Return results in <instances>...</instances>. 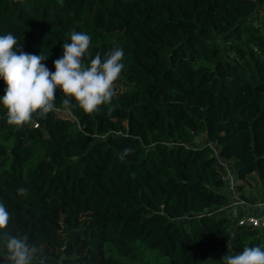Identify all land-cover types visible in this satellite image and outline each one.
Returning a JSON list of instances; mask_svg holds the SVG:
<instances>
[{"label": "trees", "instance_id": "16d2710c", "mask_svg": "<svg viewBox=\"0 0 264 264\" xmlns=\"http://www.w3.org/2000/svg\"><path fill=\"white\" fill-rule=\"evenodd\" d=\"M72 32L91 37L86 64L121 48L125 68L93 113L66 109L57 89L46 118L11 126L0 104V257L4 233L45 264H147L144 252L222 264L264 250V228L226 207L225 166L242 201L264 196V0H0V36L53 72Z\"/></svg>", "mask_w": 264, "mask_h": 264}, {"label": "clouds", "instance_id": "9594fccd", "mask_svg": "<svg viewBox=\"0 0 264 264\" xmlns=\"http://www.w3.org/2000/svg\"><path fill=\"white\" fill-rule=\"evenodd\" d=\"M70 41L62 44L63 54L53 61V72L43 63L48 55L24 52L22 44L16 47L17 39L11 33L0 36V79L7 86L0 104L7 110L8 125L23 126L31 122L34 115L46 118L54 111L57 89L63 94V107L69 110L78 106L85 113H93L112 101L114 85L125 68L123 49L113 48L103 59L97 52L94 58L88 57L86 64L91 37L83 32H72ZM130 152L125 149L120 158ZM9 220V212L0 204V230L7 228ZM3 240L0 259L4 264H33L37 260L45 264V259L39 256L40 249L30 246L26 236L4 233ZM222 264H264V250L260 246H245L242 252L224 255Z\"/></svg>", "mask_w": 264, "mask_h": 264}, {"label": "crops", "instance_id": "0c3cea01", "mask_svg": "<svg viewBox=\"0 0 264 264\" xmlns=\"http://www.w3.org/2000/svg\"><path fill=\"white\" fill-rule=\"evenodd\" d=\"M227 189L231 195L229 212L234 215V218L245 217L248 214H254V215H258V216L263 214L262 210L256 206V203L255 204H248V203L242 201L237 195H235L232 191V187H231V184L229 183V180L227 181ZM260 197H262V195H260ZM236 199L241 200V201H239V202L235 201ZM236 216H238V217H236Z\"/></svg>", "mask_w": 264, "mask_h": 264}, {"label": "built area", "instance_id": "2783aa9c", "mask_svg": "<svg viewBox=\"0 0 264 264\" xmlns=\"http://www.w3.org/2000/svg\"><path fill=\"white\" fill-rule=\"evenodd\" d=\"M232 173V174H231ZM231 175H233V172L230 171L228 168V174L226 175L227 179L231 178ZM234 176V175H233ZM238 202L241 200L236 199ZM256 206L259 207L262 210V216L254 215V214H248L245 217H240L237 219L238 225H248L252 227H261L264 228V196L259 199V201L256 203ZM228 210H230L229 205L226 206ZM221 211V208L214 209L213 212H219Z\"/></svg>", "mask_w": 264, "mask_h": 264}, {"label": "rangeland", "instance_id": "374dc122", "mask_svg": "<svg viewBox=\"0 0 264 264\" xmlns=\"http://www.w3.org/2000/svg\"><path fill=\"white\" fill-rule=\"evenodd\" d=\"M198 141H201L202 139L201 138H198L197 139ZM226 167L227 168H232L228 163H225ZM234 176L231 175V178H229V183L231 184V187H232V191L235 195L239 196V193L238 192H234V184H235V180H234ZM228 181V179L226 180V182ZM253 188H255L256 186L255 185H252ZM248 189V187L245 188V190ZM256 192H255V195H257V197H260L259 194H260V189L256 187ZM231 191V192H232ZM230 193V192H229ZM144 259L146 261L147 264H166V259H164L162 256H158L155 252H150V253H147V252H144Z\"/></svg>", "mask_w": 264, "mask_h": 264}]
</instances>
